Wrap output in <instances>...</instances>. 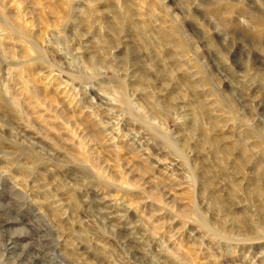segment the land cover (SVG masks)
<instances>
[{
    "label": "rangeland",
    "instance_id": "rangeland-1",
    "mask_svg": "<svg viewBox=\"0 0 264 264\" xmlns=\"http://www.w3.org/2000/svg\"><path fill=\"white\" fill-rule=\"evenodd\" d=\"M0 264H264V0H0Z\"/></svg>",
    "mask_w": 264,
    "mask_h": 264
}]
</instances>
